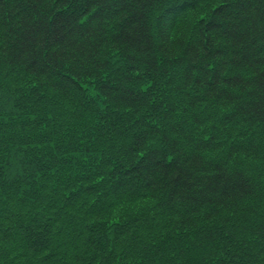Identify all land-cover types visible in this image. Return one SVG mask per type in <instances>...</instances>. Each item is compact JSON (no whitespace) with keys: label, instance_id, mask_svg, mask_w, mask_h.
<instances>
[{"label":"trees","instance_id":"16d2710c","mask_svg":"<svg viewBox=\"0 0 264 264\" xmlns=\"http://www.w3.org/2000/svg\"><path fill=\"white\" fill-rule=\"evenodd\" d=\"M0 95V264H23L25 253L30 264H114L69 258L74 233L59 245L45 232L52 208L66 210L79 188L90 215L149 200L134 222L160 221L185 248L196 242L190 264L222 251L233 264H264V171L244 168L264 158V0H0ZM86 107L92 128L68 147L83 173L74 184L23 157L41 146L28 125L56 135L60 112L82 120ZM105 134L109 162L98 150ZM28 175L59 187L43 198ZM111 220L122 232V218Z\"/></svg>","mask_w":264,"mask_h":264},{"label":"rangeland","instance_id":"374dc122","mask_svg":"<svg viewBox=\"0 0 264 264\" xmlns=\"http://www.w3.org/2000/svg\"><path fill=\"white\" fill-rule=\"evenodd\" d=\"M93 95L96 96L95 93ZM2 98L3 95H0V105L2 103L1 102ZM99 102H100L98 103L99 104L98 106H100L99 108L101 110H105V106L103 105L101 99L99 100ZM5 104L6 103L4 102L3 105ZM78 108L79 106L75 108V112L78 110ZM81 111L85 113V111H91V110L89 109V107H86V109ZM73 112H74L73 110L60 112L59 114L61 115V120L57 118L59 123L55 125H50V127H53L55 129L56 135L53 134L47 135L49 133L46 134L45 130L42 131L41 129H45L44 125H40V124L28 125L29 129L26 127L27 131L35 132L37 134L34 135H36L37 137H41L40 139L38 138L37 140L32 139L30 140V142L39 143L41 144V146L34 155L32 154L26 155V153L25 154L23 153V157L27 158L28 162L31 160V158H36L35 160L38 163H41V165L40 164L38 165L40 166L39 168L42 170L43 173L47 168V172H46L47 175L50 174L52 170L58 166V171L60 173H63L65 171L67 174V176L61 174L60 177L66 178L67 180H71V185L75 183L74 180H77L79 176L83 175V173L77 170L73 164V162H75V160H77L78 157L69 156L70 148L68 147H71V143L76 138V133L82 131L81 130L82 128L75 130L72 126V123L75 122V120L73 121L70 120L69 118L71 117ZM14 122H16V120L13 121V123ZM10 126H11L10 123L5 124V127H3L4 129L3 132H7ZM42 132H44V134ZM103 132H105V130ZM102 138L105 141H108V143L106 147H100L98 148V150L103 151L102 157L104 158L108 157L107 161L109 162L112 156L114 155V150H113L114 142L110 141L112 140V137L108 136L107 134H105L104 137ZM5 141H7L9 144V145L7 144L6 147L9 146L10 148L11 141L10 140L8 141V139ZM260 145L262 147L260 154L261 156H264L263 138L260 139ZM9 148H6V150L3 149V151H1V154L6 153V151H9ZM22 149L24 148H19V150ZM107 149L108 152L106 151ZM18 155L20 154L18 153L14 155V160L16 161L23 160L21 157L19 158ZM92 157L95 158L96 155H93ZM101 161L103 163L102 159H100V162ZM83 164L86 163L83 162ZM244 164L246 167L244 166L243 167L253 172V174H257L260 172L262 173L264 171V158L260 160L256 158L244 159ZM14 169L12 170L13 172ZM27 177L29 178V180L31 181L33 180V182H35L36 185V186L34 185L35 190L40 191V194L43 198H44V194H49V191L45 190V188L51 190V189H57L59 187L60 181L58 180H60V178L58 177L51 178L52 182L44 185L45 188L40 186L39 179H35V178L32 179V175H28ZM87 184L89 183L87 182L85 183V181L82 182V185H87ZM78 190H80V192L78 191L77 193V199L71 200L69 204H67L68 208H66V210L62 208L63 207L62 206L60 207V209L52 208L53 213H55L56 215H52L51 211H49L48 213L46 212L44 213V215H48V216L52 215L50 219L53 221L51 224L54 225H52L50 229L45 230V232L47 233L48 231H51V233H53L56 236V240H55L56 243L62 245L61 243L62 238L60 233H65V234H68L70 232L74 233L76 241H73L72 244L73 246L71 248L70 247L68 248L71 251L69 258H75L79 255H82L81 253L84 252V257L86 258L87 262L89 261V263L95 262L98 257L107 258V256H110L112 260L115 261L114 264H190L192 258L191 257L189 258L188 255L194 250L196 242H192V245H189L188 247L185 248V243L187 242V240L184 237L177 236L175 232H172L168 228L160 231V228L155 226V224L162 225L163 223H161L160 221L154 223L151 222V225H149V222L147 220L139 221V219H137L134 222L136 218L144 217L146 211H148V209L151 206L149 200H145V199L131 200L130 202L126 201L124 203H119V204H113L111 202L109 208H104L105 211L98 210V212L102 211L101 213L103 214V218L100 219L98 218L99 216H101L100 212H99L100 213L99 216L96 215V213L92 215L89 214L91 212L90 209L88 210L89 201L86 200L85 203L81 202L82 199H80L79 197L82 198L81 195L84 193L82 192L83 190L81 188H79ZM63 193L64 192H62L60 195H62ZM94 199L95 201H97L96 197ZM40 205L41 204H39L38 206ZM55 210L58 211L56 212ZM75 210H77V213L81 214L79 218H77V216L74 217ZM135 212L138 214L135 215L136 218H134ZM108 217L112 219L111 223H114L115 219L122 218V221L119 225L122 224L123 231L112 232V230L108 228L109 227L107 224ZM106 224L108 227L106 226ZM233 230L235 231L239 229L233 228ZM246 236H249V234L246 233ZM58 247H59L58 249V253H59L61 246ZM180 248H183V250L180 251L179 250ZM188 250L189 252H187ZM197 251L199 252V250ZM228 255L229 256H227V253L223 254L222 251L220 253V258L215 257L217 259L216 261L219 264H228V263L233 264L232 256H230L231 252ZM200 256L201 254L198 253V257ZM224 257H226V259H224ZM22 259H23L22 260L23 264H28V263L30 264V262L33 260V255L31 253H25V255L22 256ZM58 259L62 260V258H60L59 256ZM205 259L207 262L206 264L211 263L210 259L207 258ZM221 259H223V261L220 262L219 260ZM208 260L210 261L208 262ZM3 261L5 260H2V262ZM216 261H214L213 264H216L215 263ZM66 264L68 263L66 262ZM71 264H75V263H71Z\"/></svg>","mask_w":264,"mask_h":264},{"label":"bare ground","instance_id":"6f19581e","mask_svg":"<svg viewBox=\"0 0 264 264\" xmlns=\"http://www.w3.org/2000/svg\"><path fill=\"white\" fill-rule=\"evenodd\" d=\"M88 90L90 91V94L93 95V93H95L94 88H88ZM97 95V93H95ZM99 96L97 95V98ZM96 98V99H97ZM91 111H87L84 118L82 120H75V122L72 123L73 128L76 129H80L81 130L85 129L88 131V129L91 127L92 128V115H91ZM74 121V120H73ZM80 130V131H81Z\"/></svg>","mask_w":264,"mask_h":264}]
</instances>
